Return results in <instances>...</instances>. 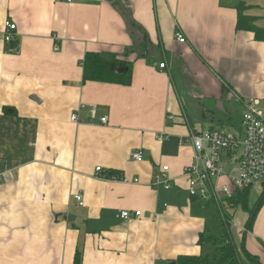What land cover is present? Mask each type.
Masks as SVG:
<instances>
[{
    "label": "crops",
    "instance_id": "0c3cea01",
    "mask_svg": "<svg viewBox=\"0 0 264 264\" xmlns=\"http://www.w3.org/2000/svg\"><path fill=\"white\" fill-rule=\"evenodd\" d=\"M240 6L264 29L251 0H0V36L17 25L0 41V264H213L222 237L264 264V202L248 225L240 206L191 198L184 175L191 130H239L264 101V41L238 29ZM87 53L130 63L131 82L84 80ZM163 165L168 189L153 185Z\"/></svg>",
    "mask_w": 264,
    "mask_h": 264
},
{
    "label": "built area",
    "instance_id": "2783aa9c",
    "mask_svg": "<svg viewBox=\"0 0 264 264\" xmlns=\"http://www.w3.org/2000/svg\"><path fill=\"white\" fill-rule=\"evenodd\" d=\"M72 2L73 0H66ZM17 25L6 21L3 36L0 41L6 43L15 39ZM176 39L183 43L186 38L182 32L176 33ZM160 68H166V61H161ZM264 101L253 98L245 103L241 116L240 129L236 131L213 127L191 130L186 136L194 149V160L185 166L184 175L188 180V191L191 198L202 199L214 204L221 213L225 212L226 200L245 189H257L264 185ZM92 118L96 116L97 108L93 106ZM77 114H72V120H78ZM169 119H174L169 115ZM101 121L105 123L106 117ZM237 150H241L236 157ZM132 158L143 160V150L137 149ZM235 164V165H233ZM98 175L103 178L128 181V178L117 173L109 174L99 166ZM170 167L163 165L159 174L153 179V185L171 187ZM0 173V185L2 184ZM138 182V179L134 180ZM76 199L84 204L83 195L76 194ZM141 210H135L134 216H140ZM121 216L129 218L132 213L122 210Z\"/></svg>",
    "mask_w": 264,
    "mask_h": 264
},
{
    "label": "trees",
    "instance_id": "16d2710c",
    "mask_svg": "<svg viewBox=\"0 0 264 264\" xmlns=\"http://www.w3.org/2000/svg\"><path fill=\"white\" fill-rule=\"evenodd\" d=\"M244 7L240 6L238 29H246L255 32V36L259 40L264 41V29L259 28L254 24V18L247 16L243 13ZM84 80L103 81L111 83L129 84L132 80V68L131 64L125 60L118 59L116 55L101 54V53H87L84 61ZM115 172H110L112 174ZM250 191L251 189H245L238 192L234 197L228 200L225 205L227 213L231 207H238L245 209L249 212L248 225L252 223L256 216L258 209L264 202V190L259 196L256 203L250 207ZM228 217V215H227ZM226 218L222 219L225 223ZM223 246L219 247L220 257L213 262V264H239L236 256L235 245L224 240ZM199 259V258H198ZM181 261H189V264H208L203 260H196L195 257H183ZM75 264H80L76 262ZM212 264V263H209Z\"/></svg>",
    "mask_w": 264,
    "mask_h": 264
},
{
    "label": "rangeland",
    "instance_id": "374dc122",
    "mask_svg": "<svg viewBox=\"0 0 264 264\" xmlns=\"http://www.w3.org/2000/svg\"><path fill=\"white\" fill-rule=\"evenodd\" d=\"M247 1H249V0H247ZM251 2H253L256 6H254L253 7V9H254V13L256 14V15H258L260 18H259V20H258V25H260V27H264V0H251ZM264 100V99H263ZM264 103V102H263ZM236 107V108H235ZM235 107L234 106H232L230 109H231V114H232V116H235L234 117V119L237 121L238 120V118H239V116H240V114H241V112H242V108H240L238 105H235ZM189 113H190V115H192L193 116V120H195V117H196V119H198L199 117H200V114L199 113H196V112H191L190 110H189ZM239 123V122H238ZM212 124V122H211V120H207V119H200L199 120V124H198V126L199 127H206V126H209V125H211ZM226 127V126H225ZM227 127H229V126H227ZM226 129V128H225ZM229 129H233V128H229ZM229 129H226V130H229ZM240 151L241 150H237V152H236V157L240 154ZM233 165H235V164H233ZM261 192H262V190L260 189V188H257V189H251V191H250V196H249V199H250V204H252V206L256 203V201L259 199V196L261 195ZM214 209L216 208V207H214V206H212ZM216 210H217V208H216ZM227 217V216H226ZM225 217V218H226ZM229 218V217H228ZM226 227L228 228L229 227V225H228V223L226 224ZM230 228V227H229ZM225 238L224 237H222L221 239H220V241H218V242H221V244H223L225 241ZM235 241L237 242V243H240V239L237 237V236H235ZM221 246H223V245H221Z\"/></svg>",
    "mask_w": 264,
    "mask_h": 264
}]
</instances>
